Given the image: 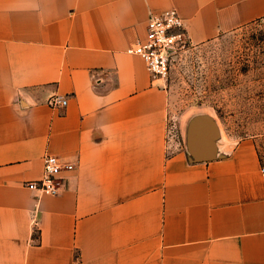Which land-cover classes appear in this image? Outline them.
Segmentation results:
<instances>
[{
	"label": "crops",
	"instance_id": "0c3cea01",
	"mask_svg": "<svg viewBox=\"0 0 264 264\" xmlns=\"http://www.w3.org/2000/svg\"><path fill=\"white\" fill-rule=\"evenodd\" d=\"M170 8L193 44L264 17V0H0V264H264L255 144L190 161L127 51ZM47 153L75 163L59 194L27 185Z\"/></svg>",
	"mask_w": 264,
	"mask_h": 264
},
{
	"label": "rangeland",
	"instance_id": "374dc122",
	"mask_svg": "<svg viewBox=\"0 0 264 264\" xmlns=\"http://www.w3.org/2000/svg\"><path fill=\"white\" fill-rule=\"evenodd\" d=\"M161 85L168 91L167 140L185 149L187 122L213 114L224 149L241 140L264 151V17L173 55Z\"/></svg>",
	"mask_w": 264,
	"mask_h": 264
},
{
	"label": "built area",
	"instance_id": "2783aa9c",
	"mask_svg": "<svg viewBox=\"0 0 264 264\" xmlns=\"http://www.w3.org/2000/svg\"><path fill=\"white\" fill-rule=\"evenodd\" d=\"M190 43L183 17L176 8H170L164 12H151L145 34L131 43L127 51L143 58L154 79L165 80L170 72L173 55ZM48 101L52 106H63L67 98L54 94ZM259 159V171L264 182V151L259 153ZM74 167L75 163H63L56 154L47 153L44 156L43 176L28 181L27 185L45 193L59 194L62 190V170Z\"/></svg>",
	"mask_w": 264,
	"mask_h": 264
},
{
	"label": "water",
	"instance_id": "95a60500",
	"mask_svg": "<svg viewBox=\"0 0 264 264\" xmlns=\"http://www.w3.org/2000/svg\"><path fill=\"white\" fill-rule=\"evenodd\" d=\"M185 134V149L192 162L208 161L228 154L220 144L222 135L219 123L209 112L192 115Z\"/></svg>",
	"mask_w": 264,
	"mask_h": 264
}]
</instances>
